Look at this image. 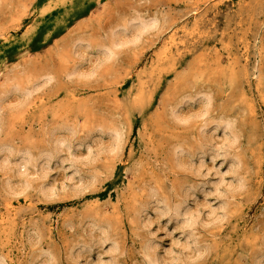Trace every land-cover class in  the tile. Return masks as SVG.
Returning a JSON list of instances; mask_svg holds the SVG:
<instances>
[{"label": "rangeland", "instance_id": "obj_1", "mask_svg": "<svg viewBox=\"0 0 264 264\" xmlns=\"http://www.w3.org/2000/svg\"><path fill=\"white\" fill-rule=\"evenodd\" d=\"M148 248L264 264V0H0V264Z\"/></svg>", "mask_w": 264, "mask_h": 264}, {"label": "bare ground", "instance_id": "obj_2", "mask_svg": "<svg viewBox=\"0 0 264 264\" xmlns=\"http://www.w3.org/2000/svg\"><path fill=\"white\" fill-rule=\"evenodd\" d=\"M153 24V23H152ZM151 25V23L149 22V23H145V22H140V25L138 26V28L135 30L136 32L135 33H140V32H142L143 30H145L146 28H148L149 26ZM136 35V34H135ZM134 35V36H135ZM133 38H135V37H133ZM115 40H117V39H115ZM123 43V41H117L116 43H112L113 45H111L113 48L116 46V45H121ZM110 47V46H109ZM113 48H111V49H113ZM107 50H110L109 48L107 49ZM107 52H109L108 54L109 55H112L113 53H114V51L113 50H110V51H107ZM205 115H203V117H204ZM222 124H224V129L226 130H229V128H231L230 126H229V124L228 123H222ZM222 124H220V125H222ZM210 125V127L212 126L211 124H209ZM215 125V124H214ZM218 125H219V123H218ZM214 126H212V128H213ZM216 127H218L217 125H215V128ZM206 128V126L204 127V129ZM223 128V127H222ZM203 129V128H202ZM208 129V128H207ZM214 129V128H213ZM212 129V130H213ZM206 130V129H205ZM224 130V131H225ZM204 131V130H203ZM207 131V130H206ZM209 131V130H208ZM227 132V131H226ZM229 132V131H228ZM228 132H227V134H228ZM207 133V132H206ZM224 134V133H223ZM226 134V133H225ZM229 135H231V139H226L227 141H225V142H223V145H225V147L224 148H226V152L227 151H229V149L231 150L232 148H233V145H234V143H235V140H236V135L234 134V133H232V132H229ZM227 136V137H230V136ZM211 136V135H210ZM120 138L121 137H119V134L116 132L115 133V138H114V146H113V150L115 151V150H117V148L119 147V143H120ZM223 140H225V139H223ZM205 141V143H203V141H202V144H203V146L204 145H206V146H208V143H209V141L208 140H204ZM212 143V142H211ZM59 145L57 146V148H55L56 150H61V148H62V146H63V142H61V143H58ZM222 147V146H221ZM110 150V149H109ZM181 150V149H180ZM111 151H112V148H111ZM224 151H225V149H224ZM69 152V151H68ZM110 152V151H109ZM113 152V151H112ZM215 152H216V150H215ZM214 152V153H215ZM228 153V152H227ZM74 160V159H73ZM234 161V160H233ZM200 166H201V164H200ZM164 204V203H163ZM162 204V205H163ZM162 208H163V212L164 213H167L168 215H169V217H171V218H173L174 220H180L181 221V229L184 231V232H187V234L190 236V232H191V230L194 228V226L197 224L196 222L198 221V219L196 218V217H194V215H193V213H191V212H189L187 209H186V207L183 205V203L182 202H179V201H177V202H175L172 206L171 205H168V204H166V205H164V207L162 206ZM101 235H102V233H101ZM100 236V235H99ZM105 236V235H104ZM188 236V237H189ZM99 239H101V241H103V240H105L106 238L105 237H99ZM98 239V240H99ZM103 239V240H102ZM189 239V238H188ZM150 247V246H149ZM114 250V249H113ZM150 249L148 248V251L146 252V254H145V262H146V264H160V262H159V260L160 259H158V257L156 256V254H154L152 251H149Z\"/></svg>", "mask_w": 264, "mask_h": 264}]
</instances>
